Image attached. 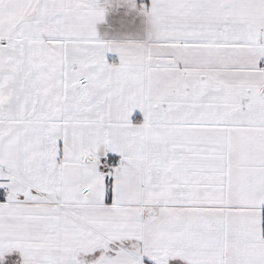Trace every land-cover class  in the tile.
Segmentation results:
<instances>
[{"label":"snow or ice","instance_id":"1","mask_svg":"<svg viewBox=\"0 0 264 264\" xmlns=\"http://www.w3.org/2000/svg\"><path fill=\"white\" fill-rule=\"evenodd\" d=\"M0 264H264V0H0Z\"/></svg>","mask_w":264,"mask_h":264}]
</instances>
